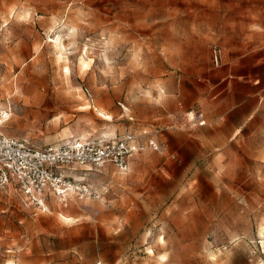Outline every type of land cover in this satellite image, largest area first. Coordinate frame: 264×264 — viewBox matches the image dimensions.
I'll use <instances>...</instances> for the list:
<instances>
[{"label": "rangeland", "instance_id": "1", "mask_svg": "<svg viewBox=\"0 0 264 264\" xmlns=\"http://www.w3.org/2000/svg\"><path fill=\"white\" fill-rule=\"evenodd\" d=\"M0 107L37 148L161 149L46 210L0 189V264H264V0H0Z\"/></svg>", "mask_w": 264, "mask_h": 264}, {"label": "built area", "instance_id": "2", "mask_svg": "<svg viewBox=\"0 0 264 264\" xmlns=\"http://www.w3.org/2000/svg\"><path fill=\"white\" fill-rule=\"evenodd\" d=\"M3 118L0 111V128ZM187 120L205 125L202 114ZM146 149L161 150L153 137L132 134L113 140H71L41 149L0 131V189L13 184L31 206L40 209L48 194L61 197L68 191L72 185L68 172L77 168L101 171L107 164L126 172L133 155Z\"/></svg>", "mask_w": 264, "mask_h": 264}, {"label": "bare ground", "instance_id": "3", "mask_svg": "<svg viewBox=\"0 0 264 264\" xmlns=\"http://www.w3.org/2000/svg\"><path fill=\"white\" fill-rule=\"evenodd\" d=\"M59 47H60V46H59ZM65 69H67V71H65ZM64 74H65L66 76H69L70 72H69L68 67H65V68H64ZM82 107L86 109V108H89L90 106H89L88 104H85V105H83ZM1 110H2V108L0 107V111H1ZM2 114L4 115V117H7V116H8V114L5 113V112H2ZM110 118H111V117L108 116V119H110ZM81 189L87 191V193L90 194V191H89V190H88L83 184L76 182V183L70 185V187L68 188V193H65L64 197H58V198H56V199H57L59 202L64 203V201H67V198L72 197L77 191H80ZM43 209L45 210V204H43ZM60 217H61L64 221H66V222H69V221H70V219L65 218L64 216H61V215H60Z\"/></svg>", "mask_w": 264, "mask_h": 264}, {"label": "snow or ice", "instance_id": "4", "mask_svg": "<svg viewBox=\"0 0 264 264\" xmlns=\"http://www.w3.org/2000/svg\"><path fill=\"white\" fill-rule=\"evenodd\" d=\"M84 67H85V69H87V68H88V65H87V64H85V65H84ZM65 71H67V69H65Z\"/></svg>", "mask_w": 264, "mask_h": 264}, {"label": "crops", "instance_id": "5", "mask_svg": "<svg viewBox=\"0 0 264 264\" xmlns=\"http://www.w3.org/2000/svg\"><path fill=\"white\" fill-rule=\"evenodd\" d=\"M95 172H98V171H95ZM12 190H13V189H12ZM45 198H46V197H45ZM55 200H57V199H55ZM57 201H58V200H57ZM46 209H47V208H46ZM46 209H45V210H46ZM70 219H71V218H70Z\"/></svg>", "mask_w": 264, "mask_h": 264}]
</instances>
